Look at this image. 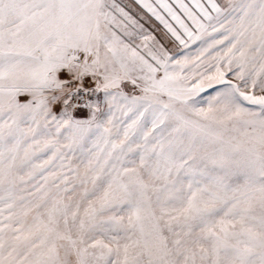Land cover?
Instances as JSON below:
<instances>
[{"label": "snow or ice", "instance_id": "1", "mask_svg": "<svg viewBox=\"0 0 264 264\" xmlns=\"http://www.w3.org/2000/svg\"><path fill=\"white\" fill-rule=\"evenodd\" d=\"M0 264H264V0H0Z\"/></svg>", "mask_w": 264, "mask_h": 264}]
</instances>
